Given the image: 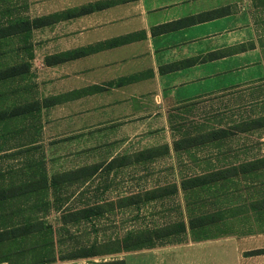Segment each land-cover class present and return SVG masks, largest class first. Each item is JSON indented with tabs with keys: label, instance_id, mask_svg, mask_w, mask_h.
I'll return each instance as SVG.
<instances>
[{
	"label": "rangeland",
	"instance_id": "rangeland-1",
	"mask_svg": "<svg viewBox=\"0 0 264 264\" xmlns=\"http://www.w3.org/2000/svg\"><path fill=\"white\" fill-rule=\"evenodd\" d=\"M37 2L33 0V5ZM260 8L258 19L264 24V7ZM24 12L25 0H0V22L7 23L3 21L11 14ZM12 39L2 43L0 70L23 60L29 62L32 54L33 61L28 75L0 83V114L31 101L42 102L59 89V73L44 64L46 51L41 48L40 32L34 35L32 46L23 38ZM71 112L51 109L37 119L0 121V175L6 185L40 157H44L49 176L87 167L97 169L90 180L65 186L60 210L53 206L43 217L44 225L54 231L56 264L109 262L123 254L124 248L141 246L135 245L137 239L147 246L145 239L153 238V247L180 242L185 233L177 234L178 226L205 215L210 224L204 234H220V225L237 231L234 214L244 211L243 207L247 212V201L250 197L249 202L255 200L258 192L252 183L264 184L262 170L251 175L228 172V178L203 188H181L184 180L239 170L241 165L264 157V79L173 106L167 111L168 129L158 128L151 134L116 133L89 118H75ZM253 120L261 121L262 126L242 130ZM175 144L185 149L176 150ZM32 146L40 148L32 154L6 158ZM50 198L53 200L52 192ZM239 204L242 207L232 208ZM20 207L12 204L1 212L11 218ZM93 207H101L102 214L89 220L64 221L66 214ZM17 217L7 221L19 222ZM193 231L199 233L200 229ZM157 235L163 237L157 239ZM93 246L97 254L91 260H59ZM34 261L28 254L16 264Z\"/></svg>",
	"mask_w": 264,
	"mask_h": 264
},
{
	"label": "crops",
	"instance_id": "crops-1",
	"mask_svg": "<svg viewBox=\"0 0 264 264\" xmlns=\"http://www.w3.org/2000/svg\"><path fill=\"white\" fill-rule=\"evenodd\" d=\"M259 2L38 0L34 6L33 0H25V15L11 14L0 27L21 20L31 24L38 18L49 20L40 28L31 27L28 40L32 46L34 35L40 32L44 64L56 69L60 79L57 93L44 99L59 102L41 106L40 114L67 108L71 116L89 118L116 133L151 134L158 128L168 129L167 111L173 106L264 79V24L257 11L264 7V0ZM12 38L24 36L0 40V49ZM54 59L56 64H49ZM32 61L33 54L29 62L4 69L24 63L30 71ZM175 65L179 67L170 69ZM262 185L252 183L258 192L255 200L247 201V212L243 207L244 211L234 214L237 231L220 225V234L208 236L204 234L208 226L197 233L185 223L183 241L124 252L112 261L264 264ZM236 206L242 204L232 208ZM247 222L246 227L241 224Z\"/></svg>",
	"mask_w": 264,
	"mask_h": 264
},
{
	"label": "trees",
	"instance_id": "trees-1",
	"mask_svg": "<svg viewBox=\"0 0 264 264\" xmlns=\"http://www.w3.org/2000/svg\"><path fill=\"white\" fill-rule=\"evenodd\" d=\"M49 20H43L38 18L32 22L16 21L11 22L9 25H2L0 27V40H5L12 36L23 35L25 41L29 40L31 33V27L34 29L40 28L42 25L48 24ZM49 63V60H46ZM192 63V62H190ZM186 62L185 64H190ZM194 63V62H193ZM56 64L54 59L53 63ZM179 65L172 66L170 69L178 68ZM29 65L22 64L6 69L0 70V82H6L10 79H16L22 77L23 75L29 74ZM59 102L57 98H53L50 101L44 100L42 104L35 101L28 103L26 105L14 107L10 111H2L0 114L1 120H17V119H37L40 115L41 106H51ZM7 116V117H6ZM264 121V119H261ZM261 121H250L244 129H252L254 126H262ZM215 136L219 134H214ZM195 141V140H193ZM192 142V140H191ZM194 143V142H193ZM198 144V143H196ZM192 145V143H191ZM176 150L185 149L181 144H175ZM39 146H32L24 151L15 152L6 158H13L21 154L33 153L34 150H38ZM37 152L35 151V154ZM42 158V159H41ZM44 157H40L34 162H29L27 165V170L23 173H19L17 179L10 181L7 185L5 184V179L3 175H0V263L16 264L17 261L22 262L26 255H30L35 259L33 263L30 264H53L56 261L54 255V242L53 236L54 231L47 228L44 225L43 217L47 216L52 207L54 206L56 210H60L59 204L62 199V190L65 186H71L79 181L86 182L90 180L97 172L96 167H87L83 169L75 170L71 173H61L49 176L46 167ZM34 166V167H33ZM38 166V167H36ZM264 170V157L257 159L255 161L241 165L239 170L233 169L229 171L219 172L218 174L211 175L212 177H194L182 181L181 188L185 190H197L207 186L208 184L224 180L228 178V172L231 173H241L244 175H251L252 173H258ZM176 190V189H175ZM50 192H52L53 200L50 198ZM152 198V197H151ZM16 204L20 209L13 213L12 217H19V222H8L11 219L8 215H4L1 212L7 206H12ZM101 207L86 208L80 211L72 212L64 216V221H80L89 220L94 216L101 215ZM17 217V218H18ZM209 216H200L198 220L190 221L189 226L192 230L194 228H199L208 226ZM67 219V220H66ZM210 224V223H209ZM178 233H184L186 231V224L182 223L180 227L178 226ZM148 234L152 231H148ZM163 237V235H157V239ZM138 238V236H137ZM145 242L137 239V244L141 245L135 249L127 247L124 252H135L142 249L153 248V238L145 239ZM142 243V244H141ZM117 253H120L117 251ZM117 253H111L113 255ZM97 252L94 251V246L89 248L87 251H82L79 254H73L69 257H61L64 259H91L96 256ZM24 264V263H22ZM89 264H126L123 260H115L109 262L95 263L91 262Z\"/></svg>",
	"mask_w": 264,
	"mask_h": 264
}]
</instances>
